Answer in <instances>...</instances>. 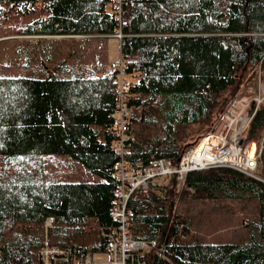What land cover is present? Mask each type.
<instances>
[{
  "label": "trees",
  "instance_id": "obj_1",
  "mask_svg": "<svg viewBox=\"0 0 264 264\" xmlns=\"http://www.w3.org/2000/svg\"><path fill=\"white\" fill-rule=\"evenodd\" d=\"M111 3L0 0V21L43 4L48 15L19 33L39 40L123 33L120 52L133 107V137L123 157L138 167L154 158L176 167L239 92L264 76V0H124L122 20L109 10ZM76 60L74 52L65 54L58 65L43 66L44 76L0 73V264H40L49 216V242L80 256L103 250L102 232L117 225L111 215L122 158L112 116L117 70L106 62L72 64ZM249 115L244 141L261 146L258 177L230 166L190 170L183 184L173 174L148 195L130 198V236L163 247L147 250V264H264V101ZM156 125L163 136L154 134ZM42 154H67L100 180L47 178L39 173L43 167L30 164ZM182 189L202 199L255 200L259 216L249 236L221 242L187 237L188 225L180 227L185 219L174 213ZM91 222L98 230L89 238Z\"/></svg>",
  "mask_w": 264,
  "mask_h": 264
},
{
  "label": "rangeland",
  "instance_id": "obj_2",
  "mask_svg": "<svg viewBox=\"0 0 264 264\" xmlns=\"http://www.w3.org/2000/svg\"><path fill=\"white\" fill-rule=\"evenodd\" d=\"M42 5L40 4L35 11L29 12L25 15H10L6 20L0 21L1 74L12 76H44L47 74L48 70L44 69L43 66L50 67L52 65H58L63 55L67 54L70 56L71 52L76 53L77 51L75 52V50L77 47L78 51H80L79 53L84 54L86 60L81 59V61L78 60L72 64L82 62L83 64L93 66L94 64L101 62L99 61L100 57H106L102 50H100V45L97 40L94 43H91V46L85 47L80 43H78L77 46V44L71 43L68 39H61V41H59L55 36H48L50 38H42L39 40L38 35L19 33L18 30L26 26L35 18L48 15L49 10L42 8ZM109 38L120 40L118 37ZM115 61L116 60H114V62ZM244 92H248L249 97L237 103L239 96ZM235 100L231 104V106H233H230L231 113H228L227 109L225 113L228 114L225 115L224 113L216 126L210 131H213L216 134H224L228 132L232 134V132L236 133L237 130L240 132L243 131L241 128L242 117H250V107L254 104L257 106L264 101V76L261 78L259 74L252 85L243 88L239 92ZM241 102L242 104L240 105ZM231 119L233 122L230 121ZM206 133H209V131L204 134ZM154 134L163 136V131L159 125L154 127ZM246 134L247 132L239 134L244 142V146L249 147L250 145V147H253L257 145V152L261 153V146H258L255 141L245 143L244 140L247 136ZM197 137L196 134L193 140L197 139ZM30 164H33V167L35 168L43 167L40 169L39 173H42V175L47 178L71 181L100 180L98 175L87 170L80 162L67 154H42ZM5 168L6 167H3L2 170ZM164 180H167V178ZM179 187L182 188V184H179ZM181 194L176 197L177 202L174 208V213L181 214L183 219H185L180 227L183 231L185 226L188 225L189 229L187 230L189 233L187 237H189V235H191L190 237L192 238L197 236L202 240L216 242L244 240L249 236L252 230V220L257 219L259 216L255 200H211L196 198L193 196L194 193L191 189H189V191L182 189ZM89 229V238H92L97 232L98 227L95 223L91 222ZM97 257L100 259L103 258L104 255L98 254Z\"/></svg>",
  "mask_w": 264,
  "mask_h": 264
},
{
  "label": "built area",
  "instance_id": "obj_3",
  "mask_svg": "<svg viewBox=\"0 0 264 264\" xmlns=\"http://www.w3.org/2000/svg\"><path fill=\"white\" fill-rule=\"evenodd\" d=\"M124 0H112L110 10L115 18L122 20ZM124 34L117 32L112 36L122 38ZM117 70L116 82L118 85V104L113 111L114 130L116 135V149L121 154V160L117 164L120 185L114 191L117 203L111 210L112 217L117 225L107 233V244L102 251H91L83 256L71 253L69 250L52 244L48 240L47 231L54 218L47 217L45 221L46 235L39 251L40 264H147L144 254L150 247H158L155 240L132 238L129 234V218L133 214L128 203L136 194L148 195L156 188L160 178L176 174L184 181L185 174L190 170L210 168L216 166H230L249 175L257 176V165L260 152L255 149L254 154L248 152L240 142L239 134L246 133L249 118L246 124L241 123L242 132L232 134H216L210 132L204 136L194 147L185 151L179 159L176 167L168 165L164 159L154 158L150 164L142 167L130 165L123 157L127 153L130 140V115L132 106L129 104L130 82L122 61L114 66ZM240 120V119H239ZM231 122L232 119L230 120ZM229 121V122H230ZM103 254V258H98Z\"/></svg>",
  "mask_w": 264,
  "mask_h": 264
},
{
  "label": "crops",
  "instance_id": "obj_4",
  "mask_svg": "<svg viewBox=\"0 0 264 264\" xmlns=\"http://www.w3.org/2000/svg\"><path fill=\"white\" fill-rule=\"evenodd\" d=\"M55 38L60 40L61 39H68L71 43L73 44H83V46L88 47L91 46V43H94L96 40L93 38H85L84 36H80V35H75V36H68V35H55ZM99 45L100 50H102V52L105 54L106 57H100L99 61L105 63H107V66L110 67L111 64H113L114 60H117L121 57V52H120V41L115 39H111V38H99L97 39ZM77 51V52H76ZM76 53H74L75 55H77V60L76 61H81V59H85L84 54H80L78 51V47L75 50ZM86 60V59H85ZM236 101V100H235ZM242 104V102L240 103V105Z\"/></svg>",
  "mask_w": 264,
  "mask_h": 264
},
{
  "label": "bare ground",
  "instance_id": "obj_5",
  "mask_svg": "<svg viewBox=\"0 0 264 264\" xmlns=\"http://www.w3.org/2000/svg\"><path fill=\"white\" fill-rule=\"evenodd\" d=\"M249 97V93L248 92H244V93H242L240 96H239V99H238V101H237V103L239 102V101H243L245 98H248ZM248 120V118L246 117V116H243L242 117V122H243V124H246V121ZM255 149H256V146H253V147H250L249 146V148H248V152L250 153V154H254V152H255Z\"/></svg>",
  "mask_w": 264,
  "mask_h": 264
},
{
  "label": "water",
  "instance_id": "obj_6",
  "mask_svg": "<svg viewBox=\"0 0 264 264\" xmlns=\"http://www.w3.org/2000/svg\"><path fill=\"white\" fill-rule=\"evenodd\" d=\"M241 142H242V140H241Z\"/></svg>",
  "mask_w": 264,
  "mask_h": 264
}]
</instances>
